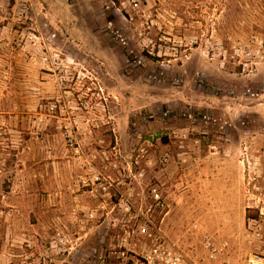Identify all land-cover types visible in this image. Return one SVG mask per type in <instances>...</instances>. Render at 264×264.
I'll use <instances>...</instances> for the list:
<instances>
[{"label":"rangeland","instance_id":"obj_1","mask_svg":"<svg viewBox=\"0 0 264 264\" xmlns=\"http://www.w3.org/2000/svg\"><path fill=\"white\" fill-rule=\"evenodd\" d=\"M150 207L264 259V0H0V264H116Z\"/></svg>","mask_w":264,"mask_h":264},{"label":"built area","instance_id":"obj_2","mask_svg":"<svg viewBox=\"0 0 264 264\" xmlns=\"http://www.w3.org/2000/svg\"><path fill=\"white\" fill-rule=\"evenodd\" d=\"M168 160L169 156L164 155L162 162L166 163ZM149 200L155 208H164V201L157 189L150 191ZM148 213H151V207L146 210V216H143V212L139 213V211L133 216L136 223V234L147 240L141 250L137 249V245H134V249H129L130 244L126 241L106 244L105 247L110 252L108 255L116 256V264H196L182 251V248L176 242H172L165 236L162 229L155 224L152 214L148 215ZM137 219H140V221ZM66 244L65 237L57 233L50 242V248H57L59 252H65ZM205 246L209 250V259H214L222 251L219 246L211 242H206ZM263 262L264 259L259 256H250L247 260V264H264Z\"/></svg>","mask_w":264,"mask_h":264},{"label":"flooded vegetation","instance_id":"obj_3","mask_svg":"<svg viewBox=\"0 0 264 264\" xmlns=\"http://www.w3.org/2000/svg\"><path fill=\"white\" fill-rule=\"evenodd\" d=\"M176 244H177L178 246H180V247L182 248V251H183V252H184V253H185L190 259H192L196 264H201L200 260H199V261L196 260L194 254H192V253L190 252L189 249L183 247L181 244H179V243H177V242H176Z\"/></svg>","mask_w":264,"mask_h":264}]
</instances>
